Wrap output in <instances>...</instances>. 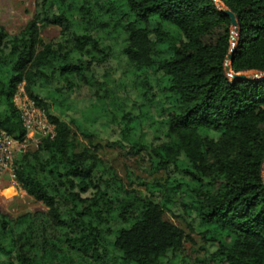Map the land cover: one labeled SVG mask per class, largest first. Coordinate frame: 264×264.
Listing matches in <instances>:
<instances>
[{
  "label": "trees",
  "instance_id": "16d2710c",
  "mask_svg": "<svg viewBox=\"0 0 264 264\" xmlns=\"http://www.w3.org/2000/svg\"><path fill=\"white\" fill-rule=\"evenodd\" d=\"M36 0V15L10 36L0 26V130L26 139L14 96L22 84L55 125L16 161L17 186L47 211L0 212V264H178L186 232L215 264H264V0ZM60 38L45 44L41 31ZM115 65L127 66L125 80ZM133 100L114 99V89ZM84 89L109 145L147 158L161 182L128 189L69 117ZM81 131L91 148L81 149ZM95 126V129H96Z\"/></svg>",
  "mask_w": 264,
  "mask_h": 264
},
{
  "label": "rangeland",
  "instance_id": "374dc122",
  "mask_svg": "<svg viewBox=\"0 0 264 264\" xmlns=\"http://www.w3.org/2000/svg\"><path fill=\"white\" fill-rule=\"evenodd\" d=\"M216 4L221 10L227 9L222 0H215ZM36 15V0H0V26L10 36H16L22 33L27 25L34 19ZM60 29L54 26H48L41 31V38L45 44L50 43L60 38ZM234 38L237 34L233 32ZM112 72L116 71L115 78L117 80H125V75L128 72L127 66L115 65ZM232 72L228 73L231 78ZM252 79H262L264 75L258 72H251L245 74ZM116 100L130 99L133 100L135 92L128 91L121 88L114 89ZM92 92L84 89L77 92L69 103V121L73 119L76 124H81L82 129L96 130L100 132V138L94 139L93 143L97 148V155L102 160L103 164L112 168L119 179L123 181L128 189H136L145 193V187L140 186V182L154 183L156 180L163 181L166 176L165 173L155 174L148 162L147 158L139 156H128L120 149L113 148L109 145L111 134L104 131L101 121L100 126L92 125L95 119L94 110L91 105L96 102L90 101L92 99ZM118 98V99H117ZM74 131L78 134V144L81 149L91 148L93 146L87 139L82 136L81 131L72 125ZM96 126V129H95ZM99 131V132H98ZM36 148L33 144H29L28 151H34ZM46 212V207L36 202L32 197L28 196L21 190L13 180H5L0 186V212L7 215L11 220H16L20 216L28 213ZM165 219L179 228L183 229L190 238L186 241L183 252L180 254L181 258L178 264H215L211 263L208 258L207 245L200 235L192 234L187 225L181 220L175 218L172 214L167 213Z\"/></svg>",
  "mask_w": 264,
  "mask_h": 264
},
{
  "label": "built area",
  "instance_id": "2783aa9c",
  "mask_svg": "<svg viewBox=\"0 0 264 264\" xmlns=\"http://www.w3.org/2000/svg\"><path fill=\"white\" fill-rule=\"evenodd\" d=\"M14 104L21 115L26 139L21 142L0 130V186L5 180L15 181L16 161L22 151H27L29 144L38 147L41 140H54L57 136L55 125L49 120L46 112L28 95L25 85L19 86Z\"/></svg>",
  "mask_w": 264,
  "mask_h": 264
},
{
  "label": "water",
  "instance_id": "95a60500",
  "mask_svg": "<svg viewBox=\"0 0 264 264\" xmlns=\"http://www.w3.org/2000/svg\"><path fill=\"white\" fill-rule=\"evenodd\" d=\"M222 11H224L226 13V15H228L231 18L233 29H234V33L238 34V32H239V22H238V19H237L236 15L232 11H230L228 9H225V10H222ZM235 40L236 39L234 38V47L236 45V41ZM234 52H235V49L233 50L232 54L228 58L227 73L232 72L231 63H232V61L234 59ZM261 74L264 75V73H261ZM231 79L233 81H259V80H264V78L259 79V80L252 79L250 77H247L245 74H237V75L233 74V75H231Z\"/></svg>",
  "mask_w": 264,
  "mask_h": 264
}]
</instances>
